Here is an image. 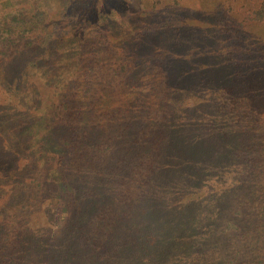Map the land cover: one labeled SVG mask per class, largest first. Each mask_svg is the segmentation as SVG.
<instances>
[{
  "label": "rangeland",
  "instance_id": "obj_1",
  "mask_svg": "<svg viewBox=\"0 0 264 264\" xmlns=\"http://www.w3.org/2000/svg\"><path fill=\"white\" fill-rule=\"evenodd\" d=\"M180 2L181 6L184 7L183 11H186L184 16L193 18L192 22L183 21L182 17L180 20L175 19V15L173 17L171 15L172 18L168 17L166 20H162L165 13L160 12L167 4H172L171 0H101L100 5L96 8L107 18L104 22L106 25L104 30L100 21L92 22L89 16H87L88 21L80 19L76 24L70 25L69 18L67 16L63 18V14L66 15L64 0H48L47 4L44 0H0V22L3 17L20 11H28L32 15L37 9L35 5L45 10L46 13L48 12L45 17L47 25L42 27L41 35H38L39 43L36 45L35 51L27 54L20 50L22 49L20 47L18 49L10 47L6 49L7 54H4L2 53L3 50H0V87L6 89L8 86L11 87L8 93L13 96L9 104L10 115L18 118L22 110L27 113V119L33 115L36 122H40L34 123V137L38 138L43 133L49 132V136L53 138L52 131L58 127V120H52L55 104L60 101V91H65L69 85V89L73 90L76 95L75 100H77L82 116V123L77 128L86 127L81 130L84 132L81 136L87 134V131L89 134L90 124L88 125L86 121L90 117H93L99 126L98 134L92 133V137H89L88 140L85 138L86 146L83 149L86 151L77 158L76 167L79 166L85 174H91L92 177L94 175L96 179L99 175H102V180L108 177L106 187L108 192L99 195L103 199L99 203L105 209L108 210L115 200L119 202L120 195L127 198L125 203L120 205L121 208L119 206V210L121 209L122 212L120 213L121 216H118V220L127 219L123 220L122 229L118 230V234L117 232L113 233L112 236L116 239L107 245L108 253L105 252V257H99V264L118 262L119 259L118 264H190L192 261L193 264H201L202 260H197L201 257L194 256V252L193 254L189 252L192 243L188 239H190L189 235H193V233L189 232L188 236L183 235L178 238L169 233L170 237L172 235V239L176 240L175 244L172 245L171 249L161 246V252L152 257L154 260L148 256L142 260L140 258L136 260V257L128 260L119 255V246L125 245V236L120 232L130 229L128 230L131 233L130 237H132L130 241L135 239L134 242L138 243L139 240L145 241L147 236L149 240L150 235H152L151 231L154 235L157 234L156 232L168 233L174 229V225L178 226L182 222V214H179L180 219L173 218L178 214H172L176 211L177 205L179 209L183 205L190 204L193 200L204 199L208 205L212 203L210 207L212 209L206 213L208 217H213L212 215L216 213L214 209L218 208L215 203L218 198L208 200L206 197L210 195L209 193L221 189L223 187L222 181L208 179L202 187L192 188L189 182L174 180L178 176L177 173H181V170L172 166L165 167L162 161L156 165L155 170H151V175L145 182L130 184L129 187L128 185H121V174L126 170L123 169L126 164L130 167L133 164L145 162V159H151L153 156L152 148L150 149L148 144L150 140L154 139V135L147 123L140 121L139 124L133 123L131 128H125L124 118L128 115L129 106L133 104L134 110H138V105L143 102L153 108L158 107L159 103L169 101L165 98L160 102L161 97L166 94L164 91H166L169 82V69L164 68L162 62L170 56L171 51L175 50L169 49L168 52H165L168 44L162 45V43L169 37L160 36L158 31H162L164 28L167 30L169 27H173V31H176L179 26L190 27L191 30L194 29V32L189 34L188 40L193 46L189 47L190 49L187 50L184 57L191 58L199 54L206 59L204 55H214L224 65L229 64L232 77L235 73L234 67L236 73L248 75L249 78L250 75L256 73L255 82L247 81L248 78L246 80L244 78L240 82L231 81L227 84H234L236 87L238 84V89L245 90L243 93L248 94L245 100L243 95L237 99L236 104L228 99L227 107L232 106L233 103L238 107L241 105V108H247L249 114L248 117L242 119L235 117L234 120L237 122L227 131L233 132L235 137L243 138L249 145L248 150L250 151L255 145L264 143V102L262 110L258 112L256 117L250 116L251 107L249 104L253 103V95L257 91L259 94L262 93V87L259 85V80L257 81V74L260 73V69L264 70V68H261L257 62L260 59V61L264 60V20H253L252 9L260 8L263 0H180ZM216 14H218V18ZM38 21L39 25L42 26L41 21ZM100 31H104L107 38L105 40V36L102 35V41L98 47ZM151 35L153 39L150 41L149 36ZM51 39L56 41L55 45L57 46L54 47L52 54L47 52L46 48L47 44L52 42ZM86 40H88V51L84 55L88 62L85 61L86 59L78 62L79 55L76 53V49L78 46L80 49L82 42L86 44ZM141 40L145 43L143 51L145 57L143 59L151 60L152 58L153 65L143 67L144 83L142 85L137 84L136 80L134 81V86L139 87L137 90H133V93L138 95V92L135 91L140 90L139 96L141 97L139 99L132 97L129 93L130 88L124 90L125 86L121 82L123 77L116 75L114 69L119 67V58L127 61L128 57L129 63L132 61V55L137 54H134L132 46L137 45ZM173 54L175 57L179 56L176 51ZM208 61L215 63L212 59ZM200 64L206 67L207 62L200 61ZM207 68L209 71L213 69L212 65ZM249 83L253 87H249ZM88 89L90 93L86 94ZM93 93L96 95L94 96ZM224 93L223 86L217 89L208 87L199 94L189 95L191 97L182 101L179 107L181 109H193L214 96L223 104V101L227 99ZM87 96H89L88 100H86ZM0 106V112H4L1 104ZM14 113H18L17 116ZM134 113L132 112L131 116ZM185 120L186 116L182 115L177 121L184 123ZM46 126L48 131H46ZM142 128L144 132L141 130ZM22 130L25 131L24 128ZM23 133L26 134L27 132ZM244 134L246 137L243 136ZM136 137H139V140ZM52 141L53 146L50 144L46 151L40 148L41 143L33 140L28 147V152H33L30 156L36 160L38 169H44V173L38 169L36 171H21L27 163L29 164L31 158L28 156L19 157L17 168L11 171L7 169L6 165H0V264H61L63 261L66 264V259H70L72 256L69 250H59L57 244L59 239L64 238L63 236L70 238L72 232H68V226L73 225L70 219L71 212H80V204H76L74 200L77 194L72 191L74 188L76 190L73 183L63 196H61L59 188L49 186L55 180H58L59 186L62 184L60 178H57L67 164L64 151H61L65 149L61 148L56 139ZM99 143L102 144L99 145ZM93 145L97 149L100 146L101 151L96 153ZM166 145L167 140H161L159 149L162 151ZM18 148L20 150L23 147ZM12 151L18 152L15 149ZM20 152L23 151L20 150ZM4 157H6V153L0 152V161ZM48 162L52 168L50 171H46L47 166H50L47 164ZM44 166L46 167L44 168ZM162 166H164L163 173L159 172ZM237 172L243 175L244 168H240ZM41 174H43L42 177L48 178L47 183L37 188L35 187L37 182L34 181ZM225 174L235 175L236 166L226 171ZM21 180L26 183H34L32 186L35 189L32 186H23L17 189L16 184L20 183ZM140 183L142 184L139 185ZM147 183L148 185H146ZM94 184V189L102 187L99 182L87 185L85 192L87 191L88 196L93 194L91 186ZM97 191V193L100 192L99 189ZM106 194L107 200L104 199ZM164 198L169 203L168 205L162 203ZM69 202L72 204L69 205ZM90 207L93 206L90 205ZM90 207L84 213L90 214L92 217L89 219L88 215L85 220L88 221V227L96 231L103 226L105 221L107 222V219L93 217L94 215L98 216L100 211L104 209L93 211ZM9 232L21 240V244H18V240L16 241L19 248L15 252L6 249L3 244V239ZM107 232L104 233L106 237ZM104 235L102 234V237ZM87 241L91 246H96L95 250H99L97 247H100V242H97L95 233L87 237ZM153 245L155 242L154 244L149 243L150 247ZM137 250L135 249V254H137ZM94 253L96 255V252ZM89 254L90 252H86L79 258L81 253H78L77 258L79 259L75 260L74 263L88 264L84 261L91 259V254ZM227 258L221 253L217 259L209 260V262H212L211 264H224L228 260Z\"/></svg>",
  "mask_w": 264,
  "mask_h": 264
},
{
  "label": "trees",
  "instance_id": "obj_2",
  "mask_svg": "<svg viewBox=\"0 0 264 264\" xmlns=\"http://www.w3.org/2000/svg\"><path fill=\"white\" fill-rule=\"evenodd\" d=\"M100 1L101 0H64L66 15L63 14V18L67 16V18H69V24L73 25L79 22L80 19H86L88 21L89 18H87V16H89L92 22L96 20L100 21L101 27L105 30L106 25L104 22H106L107 18L96 8L100 5ZM171 1L172 4H167L164 9H162V12H160L165 13V15L162 16V20H166L168 17H171V15L172 17L175 15V19L180 20V17H182L183 21L192 22L193 18L184 16L186 11H183L184 7L181 6L180 0ZM44 2L47 4L48 0H44ZM35 8H37L36 12L32 15L29 14L28 11H20L1 19L0 50H3L2 53L7 54L6 49L10 47L12 49H18L20 47L22 48L20 50L25 51L27 54L35 51L36 45L39 43L38 35H41L42 27L47 25L45 23V17L48 14L45 10L36 7V5ZM252 10L253 20H264V0L260 8H254ZM216 15L218 18V14ZM38 20L41 21L40 23H42V26H40L41 24L39 25ZM192 32H194V29L191 30L190 27L183 28L180 26L176 28V31H173V27L158 31L160 36L165 35V37H169L162 43V45L168 44L165 52H168L169 49H173L176 53H179V56L175 57L173 54L175 51H171L169 54L170 56L166 57L162 62L164 68L169 69V82L167 83L166 91H164L166 94L161 97L160 102L165 98L167 100L169 99V101L167 103H159L158 107L153 108L143 102L138 105V110H134L135 106L133 104L129 106L127 110L128 115L124 118L125 128H131L133 123L139 124L140 121L147 123L154 135V139L150 140L148 144V146H150L149 148H152L151 151H153V156L151 159H145V162L133 164L130 167L126 164L123 167V169L126 170L121 174L122 179L120 181L121 185H128V187L130 184L145 182L151 175V170H155L156 165L162 161L165 167L172 166L181 170V173H177L178 176L174 180L178 179V181L189 182L192 188L202 187L208 179H218L222 181L223 187L213 193H209L210 195L206 197L208 200L218 198L215 202L218 208L214 209L216 213L212 215L213 217H208L206 213L212 206V203L208 205L204 199L193 200L190 204L183 205L181 208L179 207V209L177 205L175 207L176 211L172 214H178L173 217L178 219H180L179 214H182V222L178 226L174 225V229L168 233L156 232L157 234L154 235L151 231L152 235H150L151 237L149 240L147 236L145 241L139 240L138 243L134 242L135 239L130 241V238L132 240V237H130L131 233L128 231L130 229H126V231L121 230L120 234H124L125 236L124 244H128L123 247L119 246V255H122L121 257L124 258L126 257L128 260L134 259L135 257L136 260H139V258L142 260L147 256L154 260L152 257L155 256L156 253L161 252V246H165L167 249L173 247L172 245L175 244L176 240L172 239V235L178 238L183 235L188 236L187 234L190 232L193 233V235H189L190 239H188L192 243L189 252H191L190 254L194 252V256L197 255L203 258L197 259L198 261L202 260L201 264H211L212 262L210 263L209 260L214 261L221 253L228 257V260L225 261L224 264H264V143L258 144L257 146L255 145L250 151L248 150L249 145L246 144L243 138L235 137L233 136V132L230 130L227 131L229 127H233L235 122H237L234 120L235 117H240V119H242L249 116L247 108H241V105L239 107L235 105L237 99L243 95L245 100L248 94L243 93L245 90L241 91L238 89V84L237 87L234 84H227L231 81L240 82L244 78L245 80L248 78L247 81L255 82L254 77L256 73L250 75L249 78L248 75L239 74L238 70V73H236L234 67L233 70L235 73L232 77L229 64L224 65L221 61H218L214 55H204L206 59H204V57L202 58L199 54L191 58L184 57L187 50L189 51V47L193 46L188 40V36ZM104 33V31H100L98 47L102 41V35L105 36V40L107 38ZM149 39L150 41L153 39L152 35L149 36ZM51 41L52 42L47 44L46 48L48 50L47 52L52 54L54 52V47L56 48L57 46L55 45L56 41H54V39H51ZM85 43L86 44L82 42L80 44V49L79 46L78 49H76V53L79 55L78 62L86 59L84 53L88 51V40H86ZM144 49L145 43L141 40L137 45L132 46L134 54L137 53L136 55H132V61L129 63L128 57L127 61L119 58V67L114 69L116 75L118 74L121 78L123 77L121 82H123L122 85L125 86L124 90L126 91L130 88L129 93H131L132 97L139 99L141 97L139 96L141 91H135L138 92V95H134L133 93V90H137V87H139L134 86V81L136 80L137 84L142 85L144 83L142 77L143 67L145 65H150L149 67L153 65L152 58L151 60L143 59L145 57V55H143ZM12 53L14 54V51ZM209 59H212L215 63L209 62ZM260 60V63L257 62V64H260L261 68H264V60ZM85 61L88 62L87 59ZM200 61H206V67L202 66ZM210 65L213 67L211 71L207 68ZM256 72L258 71L256 70ZM259 72L260 73L257 74V81L259 80V85L262 87V93L259 94L257 91L256 94L253 95V103H249L251 107V117H256L258 115V112L262 110L264 102V70L260 69ZM68 73L70 74V72ZM220 86L224 87V96L227 97V99L223 101L224 103L222 102L223 104L218 101L217 97L215 99L214 96L207 102L199 104L193 109H181L179 107L182 101L191 97L189 95L194 93L199 94L208 87L217 89ZM249 87L253 86L249 83ZM8 88L0 87V92L4 91L2 94L0 93V104L4 108V112H0V152L6 153V157L0 161V165H6L8 167L7 169L11 171L17 168V160L19 157L28 156L31 158L29 160L30 165L27 163L21 171H36L39 166L36 164V160L30 156L33 152H28V147L32 140L39 144L41 143L40 148L46 151L50 144L53 146L52 140L56 139L58 144L60 143L61 148L65 149L61 151H64L63 154L67 164L66 167L63 168V172L59 174L57 178H60L62 184L59 186L57 183L58 180H55L49 186L56 187V189L59 188L61 196H63L67 190H69L68 188L71 183H73L76 190L74 188L72 191L77 194V197L79 196L74 200L76 204H80L79 209L81 210L80 212H71L70 219L73 225H71V227L67 226L68 232L72 233L70 234V238L63 236V239H59L57 247L61 251L69 250V253L72 254L70 259H66V264H75L74 261H77V259L86 252H90L91 255H89L91 259L84 261L85 263L99 264V257H105V252L108 253L107 245H110L112 240L116 239L112 236L113 233L117 232L118 234V230L122 229L123 220L127 219L118 220V216H121L120 213L122 212L121 209L119 210V206L124 204L127 198L124 195H120L121 199L119 198V202L115 200L108 210L105 209V207L99 203V201L103 200L99 195L100 193L108 192L106 191L107 182L109 180L108 177L102 180V175H99L96 179L94 175L92 177L91 174H85L79 166L76 167L75 163H77V158L81 153L86 151L83 149L86 146V139L88 140L89 137H92V133H99L98 124L94 121L95 119L93 117L87 119L86 123H88V125L90 124L89 134L87 131V134L81 136V134L84 133L81 130H84L86 127L82 129L77 128V126L82 123L81 111L78 107L77 100H75L76 95L73 93V90L69 89L68 85L65 91H60V101L55 104L52 120H58V127H55L52 131L53 138L49 136V132L46 134L43 133L42 136L35 138L33 135V127L39 121L36 122L33 115L27 119V113L23 110L20 111V109L18 118H14L10 115L9 104L13 96L8 93L11 87L8 86ZM85 93H90V90L88 89V92ZM85 93H83V96H85ZM93 95L95 96L96 94L93 93ZM234 98L235 101H233ZM88 99L89 96L86 97V100ZM228 99L235 104L233 103L232 106L227 107L226 103H229ZM132 112L135 113L131 116ZM208 112L210 113L206 114ZM14 114L17 116L16 114L18 113ZM182 115L184 117L186 116L184 123L177 121ZM96 121L98 122V120ZM22 128L25 129L27 132L26 134L23 133L25 131H23ZM141 130L144 132L143 128ZM46 131H48L47 126ZM243 136L246 137L245 134ZM138 138L139 137H136V139ZM163 139L167 140V145L166 148L161 151L159 149V142ZM101 144L102 143H99V145ZM18 147H23L20 149L23 152H20ZM93 147L95 146L93 145ZM244 148H246V150H244ZM14 149L18 152H13L12 150ZM95 149L97 151L96 153L101 151L100 146L98 149L95 147L94 151ZM47 164L50 166L46 165V171H50L52 169L51 164L50 162ZM46 166H44V168ZM234 166H236V174L226 175V171H229ZM160 168L159 172L161 171L163 173L164 166ZM240 168H244L243 175L237 172ZM38 170L44 173V169ZM42 176L43 174H41L40 177H36L37 179L34 182H37V185L35 187L40 188V185L47 183L48 178ZM41 180L43 181L40 183ZM93 182H99L102 187L94 189V184L91 186L93 194L91 193V195L88 196L87 191L85 192V188ZM33 184L21 180L20 183L16 184V188L20 189L23 186L27 187ZM141 184L142 183L139 185ZM146 185H148V183ZM166 185H168V183H166ZM35 187H33V189H35ZM98 189L100 191L99 193H97ZM107 197L106 194L104 199L107 200ZM162 203L169 204L165 198ZM71 204L72 202H69V205ZM89 204L93 207H90ZM88 207H90V209L92 208L93 211L104 209L100 211L98 216H93L107 219V222L105 221V224L102 222L103 226L96 231L88 227V221L85 220L88 215L89 219L92 217L90 214L84 213L89 209ZM81 212L84 214L82 215ZM106 232L108 234L107 237L104 235ZM94 233L97 242H100V247H97L99 250H95L96 246H91L87 241V237L92 236ZM169 233L172 234L171 237ZM195 233L197 234L195 235ZM102 234L104 235L103 237ZM17 240L18 244H21L20 238L9 232L5 235L3 244L6 249L15 252L16 249L19 248V245L16 244ZM154 242L155 245L150 247L149 243L154 244ZM135 249H138L137 254H135ZM94 252H96V255H94ZM78 253H81L79 258H77ZM40 257L42 258V255H40ZM118 262H108V264H118ZM61 264H65V262L63 261ZM190 264H193V261Z\"/></svg>",
  "mask_w": 264,
  "mask_h": 264
}]
</instances>
